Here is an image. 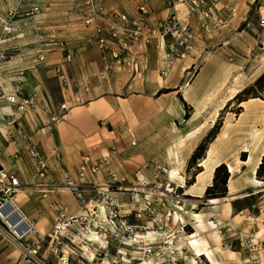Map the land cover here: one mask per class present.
<instances>
[{"label": "crops", "instance_id": "crops-1", "mask_svg": "<svg viewBox=\"0 0 264 264\" xmlns=\"http://www.w3.org/2000/svg\"><path fill=\"white\" fill-rule=\"evenodd\" d=\"M40 1L9 0L0 6V12L7 13L17 7L19 2L29 8L32 3H40ZM45 1L43 2L45 6L42 12L35 15L36 20L46 28L54 27L61 31L63 36L69 41L71 48L83 45L86 50L75 61L65 65V73L69 80L68 85L65 86L54 70V66L46 67L37 62L34 46L29 44L34 40L35 32L31 26H23L22 35L19 38L24 39L16 41L20 43L18 51L15 52L17 58L5 63L4 67L5 69L7 68V71L1 75V80L7 77L13 80H22V85L25 86L27 95L32 91H39L38 105L35 108L27 109L23 113L17 109L16 105L9 103L5 96L0 95V149L3 153L0 161L8 170L14 171L19 175L22 188L16 196L17 202L28 221L42 234L50 233L53 228L56 221V203L62 202L73 211L78 209V201L75 195L63 186V171L69 170L75 174L84 156L89 155L93 159H97L102 155H110L109 152L107 154L104 153L103 145L110 146L113 142V136L105 132L100 125V121L107 117L110 118L112 115L114 116L115 111L120 108V104L123 105V111H125L124 104L126 103L123 102L128 101L130 93L149 96V94L164 86L159 78L165 79L159 76L160 61L158 59L155 60L156 69L151 70L154 52L153 45H142L138 48L139 59H147L148 62V69L142 78H133L128 69L119 67L112 71H106V62L100 50L94 45L85 43V32L79 13L81 0ZM52 1H57L59 6L58 19L53 17L54 13H51ZM155 1L152 3L156 13L155 19L166 17L169 12L168 0H163V5L160 8L155 6ZM230 1L224 0L223 2L227 4ZM238 1L236 14L232 18L231 23L224 27L220 34L205 35L199 28L198 23H195L198 27L196 30L198 47L209 49L212 43H215V39L220 44L222 40L218 38L224 34V31L232 30L239 21L243 20L244 2ZM107 5L109 8L127 13H134L137 8L135 0H108ZM18 7L20 8V6ZM24 7L20 8L21 13L14 20V24L21 25L24 21L30 22V19L33 18ZM54 8L56 9V7ZM74 16L77 17L74 18ZM11 43L12 41L7 40L2 45L9 46ZM49 60L52 63H57L61 61V57L55 53L49 55ZM203 62L192 82H185L180 85L172 84V86L176 87V90H174L175 94L178 97L181 95L188 103L190 116L183 122L179 121V117L183 113L185 114V110L177 98L174 101V111L177 112V117L161 122L150 121V124H155L156 128L169 127L170 143L164 142L159 149H149L147 148V141L139 139L138 147H131L133 149L132 152L122 158L124 161L123 165L118 163L115 155L111 156L112 163L120 176L123 175V178L133 181L136 170L143 162L156 158L158 160H167L172 169L177 167L180 175L175 178L182 182L185 181L191 157L212 130L215 120L221 110H223L226 101L233 99L238 91V89L235 90L227 99H221L225 86L220 87L219 83L225 77L226 67L221 66L219 57L215 56L208 58L205 56ZM192 64L193 61H190V64L183 69L184 74L182 72V76H185V71L186 73L191 72L190 67ZM182 65V61L175 65L169 76L170 81L177 79ZM20 70H23V73H20ZM263 72L264 68L253 79H250L244 87L252 83ZM102 74L105 76L102 77ZM56 76L63 86L64 96V100L57 104L54 103L51 93L47 89L48 78ZM6 86V94L15 93L17 86L15 83L7 81ZM78 100L80 102L70 105L64 118L58 122H53L50 114L42 109V105L48 103L55 110L60 111L62 104ZM256 100V98H250L243 101V113L252 114L253 107L256 106ZM260 100L264 102V99L260 98ZM103 101H106V108H98L99 104L104 103ZM167 110L164 107L160 109V111L164 112H167ZM128 122L131 125L129 128L133 130L134 127L139 135H144L141 125L133 122V120L132 122L128 120ZM227 123L224 122L220 125L204 156L199 158L198 162H200V165L197 164L195 168L191 169L192 171L197 169L198 174L195 176V182L190 186L189 191H197V195L203 197L207 187L211 185L215 168L225 163L233 169L232 173L234 170L237 172L230 176L228 195L209 202L213 204L211 206L213 213L218 212L223 218H234V204L233 199L230 198L246 189V187H243V181L238 179V174L243 169L250 170L252 174L256 173V168L264 154V130L257 132L253 139V137L250 138L249 131H243L241 134L237 133L238 128H240L238 120L236 122L232 121L233 125H228ZM109 127H112L110 123ZM248 127L252 129V123ZM129 128H126V132L131 130ZM256 128L259 130V125H256ZM131 133H133V136L135 135L134 131ZM261 136L263 138L259 141L258 139ZM32 145L38 148L50 167L49 173L45 177H40L37 174L36 161L29 154V147ZM17 152H19L18 155ZM243 153L246 154L245 159L241 156ZM240 157L242 158L241 160L239 159ZM238 159L241 163L237 161ZM105 175V173L100 174L102 179ZM209 217L206 213L199 212L198 220L201 223L199 228L194 227L196 235H199L198 231L207 229ZM232 236L234 235L229 234L227 238L232 240ZM222 237L227 239L225 236ZM208 249L220 258L227 256L228 253L225 247L220 249L219 247L211 246V244ZM233 252L236 254L235 256L240 258L244 253V251L237 250ZM42 254L47 257L48 250L44 249ZM20 257L21 250L19 247L13 242L10 244L5 237H0V264H35L34 262L20 261Z\"/></svg>", "mask_w": 264, "mask_h": 264}, {"label": "built area", "instance_id": "built-area-1", "mask_svg": "<svg viewBox=\"0 0 264 264\" xmlns=\"http://www.w3.org/2000/svg\"><path fill=\"white\" fill-rule=\"evenodd\" d=\"M8 1L0 0V6ZM107 1L81 0L79 3L85 43L100 50L106 71L119 67L128 69L133 78H142L148 62L139 59L138 48L153 45L160 57L159 76L165 78L171 74L177 61L193 55L198 47L195 23L205 35L219 33L231 23L238 0L227 4L224 0H168L167 16L157 19L152 6L154 0H135L137 8L134 13L109 8ZM17 5L21 9L25 6L21 2ZM18 6L7 13L0 12V95L16 105L19 111H26L38 105L39 91L27 95L22 80L9 77L1 80V75L7 71L5 63L17 58L15 52L20 43L16 41L22 35L23 26H31L35 32V38L29 44L34 46L37 62L46 67L54 66L65 86L69 83L65 65L79 58L86 47L71 48L61 31L39 23L35 15L43 10L40 3L24 7L33 17L30 22L14 24L21 13ZM260 20L264 28L262 12ZM7 40L12 41L11 45L3 46ZM56 52H62L63 56L60 62L52 63L49 55ZM7 81L17 85L15 93L6 94ZM67 105L68 102L62 104L61 110L57 111L45 103L42 109L50 114L53 122H58L64 118ZM2 154L0 149V158ZM29 154L36 161L37 174L45 177L50 170L47 160L35 145L29 147ZM171 169L170 164L153 158L136 170L133 181L126 182L125 178L119 177L109 154L97 159L84 156L75 174L63 171V186L75 195L78 209L73 211L62 202L56 203L53 228L50 233L42 234L28 221L17 202L16 196L22 188L19 175L0 161V237L20 246V261L35 264H99L98 259L101 257L103 261L102 255L107 254L112 246L116 248L117 256L129 263L134 259L132 254L137 253L147 258L165 257V261L156 260L154 264H186L178 257L180 253L176 246L181 233L188 237L196 233L186 231L188 223L194 226L191 222L186 223L183 217V213L188 212L185 207L192 201V195L187 190L186 180L182 182L173 177ZM101 173L106 174L103 179ZM186 177L191 179L192 176L186 174ZM191 208L198 206L192 204ZM198 215L199 212L195 213L191 220L199 226ZM11 221L13 225H10ZM209 224L220 235L233 228L231 219L217 215L211 217ZM17 227L22 231L21 236L15 231ZM187 242L191 245L190 240ZM44 249L48 250L47 257L42 254ZM117 264L120 263L117 261Z\"/></svg>", "mask_w": 264, "mask_h": 264}, {"label": "rangeland", "instance_id": "rangeland-1", "mask_svg": "<svg viewBox=\"0 0 264 264\" xmlns=\"http://www.w3.org/2000/svg\"><path fill=\"white\" fill-rule=\"evenodd\" d=\"M44 1L42 0L40 1V4L43 7L45 6V4L43 3ZM57 1L54 2L52 1L53 6H51V13H54L53 17L56 19L59 18L58 13L60 11V9H58L59 6L57 4ZM241 1L244 2L243 20L239 21L237 26H235V28H233L232 30L224 31V34H222V36L218 38L222 40L220 44H218L215 39L214 41L215 43H212L209 49L204 47L203 48L197 47L193 51V55H190L188 58L177 61L175 63V65H177V63H180L181 61L183 63L181 69H179L180 73L177 79L170 81L169 80L170 75L168 77H165V79L159 78L164 86L159 88L156 92L149 94V96L143 94L139 95V94L130 93L128 97V101L123 102L126 103L124 104L125 111H123L124 108L123 105L120 104L119 105L120 108L115 111V114L113 113L114 116L111 114L112 116L110 118L107 117L106 119L100 121V125L101 127H103L105 132L108 135L113 136V140H112L113 142L112 144H110V146L103 145L104 153L107 154L109 152L110 156L115 155L118 163L120 165H123L124 161L122 160V158L128 156L132 152L133 149H131V147H138L139 139L146 140L148 143L147 148L149 149L150 148L159 149V147L164 142L169 144L170 143L169 127L164 126V127L156 128L155 124H150V121L161 122L177 117L178 114L176 111H174V101L177 100V98L184 106V110H185V114L183 113L182 116L179 117V121L183 122L185 119L188 118V115L190 116L189 114L190 108L188 103L182 98L181 95H179L178 97L175 94L174 90H176V87L172 86V84L176 83L180 85V84H184L185 82H192V80L198 74L200 67L204 63L203 58L205 56L206 58L213 56L219 57L221 61L220 65L226 67L224 73L225 77L219 83L220 87L225 86L224 93L223 96H221V99L222 98L227 99V97H229L231 93L233 94L235 90L238 89V91L236 92L237 94L245 87L250 86L255 82L257 78L252 83L244 87V85L248 81H250V79H253L254 76L264 68V28L261 27L260 25L261 12L264 15V0H241ZM162 5H163V0L155 1L156 7L160 8L162 7ZM54 7H56V9ZM76 17L74 16V18ZM221 31L218 34H220ZM19 39L22 40L24 38H17V40ZM56 54L61 58L63 56L62 52H56ZM158 56L159 55L154 48L151 70L156 69L157 66L155 60L160 59V57ZM190 61H193V64L190 67L191 72L186 73L185 71V76H182L183 69H185V67H187L190 64ZM48 79L49 81H48L47 89L51 93L54 103L56 104L60 103L62 100H64L63 91H62L63 86L60 84L57 76L49 77ZM256 92L264 93V83L262 88L257 89ZM117 99L121 101L119 98ZM256 99H257L256 100L257 102H255L256 106L253 107L252 114L243 113L244 102L239 104V101L235 100L234 98L226 101L223 110H221L219 116L215 120L214 126L216 125V123L221 125L224 122H228L227 123L228 125H233L232 121L236 122L238 120L240 122L239 123L240 128H238L237 133L241 134L243 133V131L244 132L249 131L250 138L253 137L254 139L255 134L257 132H259L260 130L261 131L264 130V102L261 101L260 98H256ZM78 102H80V100L74 102L69 101L67 107H69L70 105L78 104ZM103 102H104L103 104L102 103L99 104L100 102L98 103L99 104L98 108L100 107H103L101 109L106 108L107 106L106 101ZM163 107L165 109H168L167 112L160 111V109H162ZM66 111H68V109ZM22 112L24 113L25 111ZM128 120L130 122H132L133 120V122H137L138 125H141L144 131V135H139V133H137V130L133 126H132L133 130L129 128V126L131 125L129 124ZM109 123L112 126L111 128L109 127ZM251 123L253 126L252 129L248 127ZM256 125H259L260 128L259 130H257ZM126 128H129L131 130L126 132ZM133 131L135 134L134 136L133 133H131ZM145 131H147V133H145ZM163 131L164 133H162ZM262 138L263 136H261L260 139L258 140L261 141ZM250 143H252V141H250ZM239 159L241 160L242 158L240 157ZM239 159L237 161L241 163ZM160 161L162 163L169 164L167 160H160ZM226 168L230 176L231 174L233 176V174L237 173L235 170L232 173L231 167L230 170L228 166H226ZM193 172L196 173L197 169L191 171L190 173ZM255 174H252L250 170H246V169L245 170L243 169V171H241L238 174V179L243 181V187H246V189L239 194L231 196L230 198L233 199L234 218H223L219 215L218 212L213 213V208L211 207L213 204H210L209 202L210 199L209 200L205 199L204 197L205 194L203 195V197L198 196L197 191L190 192L189 188L192 184H194L195 181L194 182L193 180L189 181L188 177H186L185 180L187 184V190L192 195L191 196L192 201L190 202L191 204L188 202L187 206L185 207L188 212L183 213V217L185 218L184 221H186V223L191 222L194 227L199 228V226L196 223L192 222L191 217L195 213L202 211L203 213H206L207 215L210 216L208 218L209 221L211 220V217L213 215H217L222 219H231L233 223V228L231 231H227L224 233V235H221V242L219 244L210 235V233L213 232L215 228L211 224H209V221L206 230L198 231L199 235L198 234L197 235L201 237L200 242L205 246V248L207 247L208 249V246L210 244L211 246L219 247L220 249L225 247V249L228 251L227 256L225 257L223 256L221 258L214 255L212 251H211L212 258L208 254L200 255L199 257L198 256L196 257L195 254H198L197 251L195 250V248L193 249V247L189 245L187 242V240H191L192 237L190 238L187 235H183V233H181L180 235L181 239L176 247L179 249V253H180L178 254V257L181 258L184 263L186 264H193V263L194 264H254V263L264 264V180L258 178L257 174L256 175ZM214 175H215V171L212 176L211 185L214 183ZM119 177L123 178V175L122 176L119 175ZM134 179H135V174H134ZM127 181L128 179H126V182ZM192 204L197 205L198 208L192 209L191 208ZM235 217L237 218L235 219ZM186 231L188 233L196 232L189 223L186 227ZM229 234L234 235L232 236V240H229L227 238ZM246 235H250V236L252 235L253 237L247 238ZM222 236H225V238L227 239H223ZM240 238H242V241L239 240ZM9 242L10 244L12 243L11 241ZM241 242L243 243L244 246H242ZM22 243L25 244V241H22ZM230 244H232V248H230ZM16 245L18 246V244ZM18 247L20 249V246ZM236 250L244 251L241 258L239 256L238 257L235 256L236 254L233 251ZM117 255L118 254H116V248L112 246L107 251V254L102 255L104 260L101 261L102 259L100 257L98 259V262L99 264H107V263L117 264V261L120 264H141V263L146 264V262L149 261L151 264H153V262H155L156 260L165 261L163 260L165 259V257L162 255L147 258L141 254L133 253L132 258H134L135 260L133 259L129 263L127 259L122 260L123 257L120 258V256ZM115 256H117L119 259Z\"/></svg>", "mask_w": 264, "mask_h": 264}, {"label": "trees", "instance_id": "trees-1", "mask_svg": "<svg viewBox=\"0 0 264 264\" xmlns=\"http://www.w3.org/2000/svg\"><path fill=\"white\" fill-rule=\"evenodd\" d=\"M264 83V72L255 80V82L245 87L243 90L238 92L236 96L234 97L235 100L239 101V104H241L243 101L248 100L249 98H262L264 99V93L256 92L257 89L262 88ZM242 109V107H241ZM189 116V115H188ZM220 125L216 124L212 130L209 132V134L206 136V138L201 142V144L197 147L196 151L194 152L193 156L191 157V160L189 162L188 168H187V174L191 175V179L193 182L195 181V176L198 174V171L195 173H190L198 163L199 158L203 157L209 143L211 140L216 136ZM242 158H246V154L244 153L242 155ZM226 164L222 163L215 169V175H214V183L212 185H209L205 191V199H216V198H222L226 197L228 195L229 189H228V182L230 179V174L227 172ZM257 177L264 180V154L262 156L261 162L259 163L257 169H256ZM192 182V183H193ZM191 184V183H190Z\"/></svg>", "mask_w": 264, "mask_h": 264}, {"label": "bare ground", "instance_id": "bare-ground-1", "mask_svg": "<svg viewBox=\"0 0 264 264\" xmlns=\"http://www.w3.org/2000/svg\"><path fill=\"white\" fill-rule=\"evenodd\" d=\"M178 170L179 169H177V167L172 169L171 174H172L173 177H179L180 174L178 173ZM232 170L233 169L231 168V171ZM213 200L214 199H210V201H213ZM10 225H13V222L12 221L10 222ZM15 231H16V233L18 235H20V236L22 235L21 234L22 231H20V227L15 228ZM210 235L212 236V238H214L217 241L218 244L221 242V235L216 230H214L213 232H211ZM191 237H190L191 238L190 241H191V246L193 247V249L195 248V250L197 251V253L199 255H206V253H207L211 257V252L207 249V247L205 248V246L203 244H201V242H200L201 237L198 236V235H196V234H193ZM146 264H151V263L149 261H147Z\"/></svg>", "mask_w": 264, "mask_h": 264}, {"label": "water", "instance_id": "water-1", "mask_svg": "<svg viewBox=\"0 0 264 264\" xmlns=\"http://www.w3.org/2000/svg\"><path fill=\"white\" fill-rule=\"evenodd\" d=\"M27 226H29V225H27Z\"/></svg>", "mask_w": 264, "mask_h": 264}]
</instances>
